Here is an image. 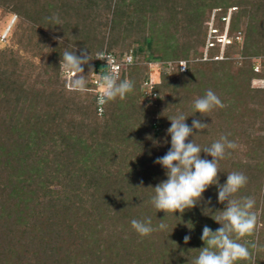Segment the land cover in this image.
Instances as JSON below:
<instances>
[{
    "label": "trees",
    "instance_id": "1",
    "mask_svg": "<svg viewBox=\"0 0 264 264\" xmlns=\"http://www.w3.org/2000/svg\"><path fill=\"white\" fill-rule=\"evenodd\" d=\"M230 9L232 41L223 57L217 43L204 59L213 11L223 32ZM6 13L18 21L12 46H0V264H193L203 227H221L214 219L226 205L215 185L183 214L151 204V187L167 179L154 161L170 149L168 118L178 113L209 125L189 137L202 149L221 136L237 145L219 162V182L247 177L235 197L255 200L258 222L238 242L255 243L264 264V87L252 86L264 79V0H0ZM104 49L133 53L120 80L134 89L99 114L92 74ZM65 50L91 53L83 93L60 66ZM156 62L160 81L148 91ZM208 90L224 107L202 116L194 101ZM146 218L166 228L140 236L131 221Z\"/></svg>",
    "mask_w": 264,
    "mask_h": 264
},
{
    "label": "clouds",
    "instance_id": "2",
    "mask_svg": "<svg viewBox=\"0 0 264 264\" xmlns=\"http://www.w3.org/2000/svg\"><path fill=\"white\" fill-rule=\"evenodd\" d=\"M51 19L59 25L58 17L54 16ZM95 59L106 60L107 66L113 63L112 57L104 52H98ZM92 60L91 53L89 54L87 50H81L79 56L75 51L63 52L60 66L71 74L70 88L73 91L83 93L87 90V76L83 75V66L89 65V72L93 73L90 65ZM98 76L101 89L98 97L100 105L117 98L123 100L134 89L133 81L120 80L118 74L112 70ZM216 107L223 108L224 104L212 90H208L203 97H198L194 101L195 113L199 112L202 116ZM168 119L171 126L166 132L171 137V147L164 156L154 161L165 169L167 179L154 188L151 187L155 193L151 197V204L157 211H163L166 215L176 212L183 214L186 209L195 207L203 199V193L215 185L218 189V202L226 205L222 211H218L220 215L214 219L221 227L216 231L206 225L203 227L201 240L205 246L199 249V255L193 264H236L241 260L255 264L249 248L256 249L257 245L252 243L249 246L238 242L245 236H251L258 222L256 213L252 211L255 200L251 197L239 199L235 197V194L247 184V177L241 172L234 171L227 174L226 183L221 185L218 176L219 162L226 154L230 155L228 149H235L237 145L227 136H221L211 146L202 149L193 139L189 141V137L207 129L208 124L193 119L192 125L189 126L183 113ZM201 152L212 159L201 158ZM131 226L140 236H148L154 231L166 228L164 223L154 228L150 218L143 221L133 219ZM183 239L187 244L191 237L185 235Z\"/></svg>",
    "mask_w": 264,
    "mask_h": 264
},
{
    "label": "built area",
    "instance_id": "3",
    "mask_svg": "<svg viewBox=\"0 0 264 264\" xmlns=\"http://www.w3.org/2000/svg\"><path fill=\"white\" fill-rule=\"evenodd\" d=\"M230 15H231V9L229 10L227 16L223 17V20L225 21L224 31L220 32L219 29L215 26V10L213 11L211 19L208 23L209 26H208V35H207V39H206V45H205L204 59L208 58V49L210 47L215 46L217 43L220 44L221 51H220V55L216 56L215 58L223 57V51H224L226 45L232 41L231 37L228 34ZM237 37L240 38L239 36H237ZM101 52H104L107 55L111 56L113 59V63L110 66H107L106 60L96 59L102 63L99 70L92 74L93 82L95 84L94 90L96 92V98H97V110H98L99 114H102L105 111L106 104L100 105L98 103V97H99V94L101 91L100 86H99L98 74L102 75V74L107 73L108 71L112 70V71L116 72L119 76V79H121L123 70L134 62V55L132 52L127 53L123 58H118L113 52L107 51L106 49H104ZM95 58H96V55H95ZM150 64L162 66L161 62L150 63ZM182 65L187 66V61L186 60H180L179 61L180 70L186 71L187 67H183ZM155 83H157V82L151 77V75L149 76L148 79H146L143 82L144 86L146 87V90H148V91H150L152 89L153 84H155Z\"/></svg>",
    "mask_w": 264,
    "mask_h": 264
},
{
    "label": "rangeland",
    "instance_id": "4",
    "mask_svg": "<svg viewBox=\"0 0 264 264\" xmlns=\"http://www.w3.org/2000/svg\"><path fill=\"white\" fill-rule=\"evenodd\" d=\"M16 16L14 14L6 13L0 14V46H12V32L14 28V24L18 21L15 19ZM12 25V26H11ZM158 63V62H156ZM162 66L159 65H151L150 64V75L156 81H160V71ZM68 78H71V74L69 72L66 73ZM252 86L255 87H264V79H253Z\"/></svg>",
    "mask_w": 264,
    "mask_h": 264
}]
</instances>
